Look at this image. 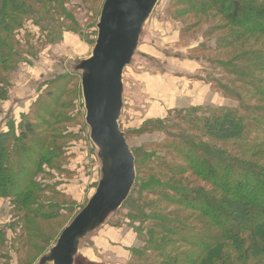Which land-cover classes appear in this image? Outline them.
<instances>
[{
	"label": "trees",
	"instance_id": "16d2710c",
	"mask_svg": "<svg viewBox=\"0 0 264 264\" xmlns=\"http://www.w3.org/2000/svg\"><path fill=\"white\" fill-rule=\"evenodd\" d=\"M44 2L60 3L0 0L1 69L27 60L6 40L9 31ZM177 6L183 9L170 17L192 16L196 24H211L209 36L215 37V44L199 43L198 50L232 53L217 61L195 59L209 63L210 88L236 105L173 108L164 119L146 120L138 129L120 128L125 139L130 131L148 130L164 138L140 152L130 148L135 180L127 199L106 222L126 224L135 234L125 264H264V0H171L169 7ZM189 24H184L187 32ZM58 81L61 78L53 77L47 82ZM63 93V88L46 91L50 105L41 104L39 95L37 112L23 115L16 125L6 120L7 129L0 123V198L12 206L11 230L22 244L36 236V219L72 216L69 224L86 204L77 208L39 197L47 192L70 199L50 172H63L56 161L65 147L51 143L61 134L54 125L61 117L58 102ZM5 97L0 91V99ZM119 216L122 220H114ZM4 235L0 228V249ZM1 256L6 258L8 252Z\"/></svg>",
	"mask_w": 264,
	"mask_h": 264
},
{
	"label": "rangeland",
	"instance_id": "374dc122",
	"mask_svg": "<svg viewBox=\"0 0 264 264\" xmlns=\"http://www.w3.org/2000/svg\"><path fill=\"white\" fill-rule=\"evenodd\" d=\"M103 1L59 0V4L44 2L46 5L43 4L40 7L35 5L34 15L25 17L21 26L11 28L13 30L9 31L6 40L11 47L23 53V57L28 61L18 60L15 66L9 69L3 70L0 67V78H2L0 91L6 93V97L0 99V123L4 129H7L6 120L14 121L16 125L23 115L33 110L36 111L38 107L36 101L39 95L45 100H42L41 104L50 105L51 103L44 98L46 91L58 92L61 88L64 90L58 102L62 105V108L58 109V117L66 116L67 119L65 118L64 121L59 117V122L54 126L61 131V134L51 141L52 146L65 147L61 150L60 159L56 161L63 172L59 173L52 169L50 172L54 176L53 181L59 183L58 189H62L70 196V199L54 198L50 193L43 192L39 195L42 202L53 199L59 203H73L77 208H81L94 192L100 178L101 165L97 157V148L90 140L89 127L85 123L80 82L81 71L76 70L75 67L81 60L91 55L97 35L96 24ZM170 3L171 0L156 2L143 26L138 42L140 46L145 43L149 46L155 44L156 48L161 49L159 51L162 53L158 54L160 57L153 59L151 56L140 55L137 44L131 63L123 70V107L119 126L124 131L138 129L146 120L157 118L145 117L150 110H145V105H147L145 98L147 97L141 94L145 92L148 95L149 93L146 82L143 81L144 77H139V69L144 72L159 71L163 70L162 65H164L165 68L175 71L174 67L176 69L181 67L182 76L178 75L181 72L175 71L176 78L191 76V78H200L210 88V83L206 79L211 69L209 63L202 59L198 61L195 57L202 56L207 60L217 61L219 58H228L232 54L229 51L209 53L198 50L196 46L199 43H202L204 47H211L215 44V37L209 36L211 35L209 32L211 24L208 25L201 21L196 24L197 20L192 16L170 17V13L183 9V6L170 8ZM54 5L57 6L54 7ZM187 23H193L191 26L189 24L191 28L188 32L184 29V24ZM191 70H195L196 73ZM53 77L54 79L61 78V81L52 85L48 84L47 81ZM183 82H186V79ZM183 89V95L175 101V109L194 107L192 104L199 102L201 105L196 104L195 106L234 107L236 105L234 100L225 97L215 89L210 88V92L202 101L199 98L200 92L193 93L194 89L189 86ZM158 107L154 113L156 115L161 113V107ZM165 116L166 114L161 118L164 119ZM30 117V120L34 121L33 115ZM163 138V133L157 130H148L139 134L130 131L126 142L129 148L140 152L144 145H148L143 147L148 149L150 144L153 145ZM70 218L36 219V236L27 238V241L25 239L26 244H22L23 241L17 240L12 228L14 220L12 206L7 199L0 198V228L5 233V242L0 249V254L8 252L7 259L0 257V264L5 262L8 264H38L39 257L55 244L56 240L53 243V239L68 224ZM114 220L120 221L122 217L119 216ZM48 238H52L53 244L49 243ZM86 238L81 241L84 248L80 253L77 252L73 264H93L82 256V254L86 255L89 250ZM92 252L91 254L94 255L92 257H95L96 255ZM100 263L105 264L106 262L101 261Z\"/></svg>",
	"mask_w": 264,
	"mask_h": 264
},
{
	"label": "water",
	"instance_id": "95a60500",
	"mask_svg": "<svg viewBox=\"0 0 264 264\" xmlns=\"http://www.w3.org/2000/svg\"><path fill=\"white\" fill-rule=\"evenodd\" d=\"M158 0H104L91 55L75 67L89 137L97 148L100 178L84 207L66 225L38 264H73L80 242L127 199L135 180L134 156L119 127L123 70L131 63L145 22Z\"/></svg>",
	"mask_w": 264,
	"mask_h": 264
},
{
	"label": "crops",
	"instance_id": "0c3cea01",
	"mask_svg": "<svg viewBox=\"0 0 264 264\" xmlns=\"http://www.w3.org/2000/svg\"><path fill=\"white\" fill-rule=\"evenodd\" d=\"M153 45L154 46H149L145 43L143 46H140V44H138L137 48L141 52L140 55H147V57L151 56L153 59L159 58L160 56H158V54H161L162 52L159 51L160 48L158 49L155 47V44ZM157 61L159 62V60ZM162 67L163 70L159 71L150 70L148 72H144L140 69L138 70L140 72L139 77H144L143 81L146 82L148 87L147 92L149 94L147 95L145 92L144 94H141V96L147 97L145 98V101L147 102V105H145V110H150V113H147L145 116L146 118H161L168 110L174 108L177 98H180L183 95V87L187 88L189 86L193 88V93L196 94L200 92L199 98L201 101L204 100V97L210 92L209 85L200 78H191L192 76L189 78L179 77L182 76L181 71H183V69L181 67H179V69L174 67L173 69L177 71V73L181 72L178 74L179 78L174 76L177 74L175 71H172V69L170 70L169 68H165L164 65H162ZM191 71L196 73L195 70ZM185 79L186 82H183ZM196 104L201 105V102ZM196 104L192 105L195 106ZM157 107L161 109V113L159 115L154 114ZM92 233L93 236H91ZM92 233L88 235L87 238L85 237L86 241L89 243V250L87 254H82L85 260L88 262L90 261L93 264H101V261H105V264H125L129 257V249L135 243V234L130 227H128L126 224L121 226H113L105 222ZM82 248H84V245L83 242H80L78 248L79 253L81 252ZM92 250H94V252H92ZM91 252L97 257H92L94 255H92ZM98 260L100 261L99 263L97 262Z\"/></svg>",
	"mask_w": 264,
	"mask_h": 264
}]
</instances>
